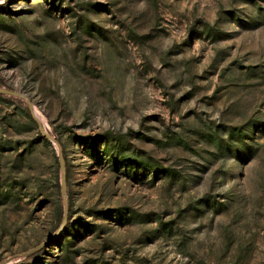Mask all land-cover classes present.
<instances>
[{
  "label": "rangeland",
  "instance_id": "rangeland-1",
  "mask_svg": "<svg viewBox=\"0 0 264 264\" xmlns=\"http://www.w3.org/2000/svg\"><path fill=\"white\" fill-rule=\"evenodd\" d=\"M0 84V264H264V0H0Z\"/></svg>",
  "mask_w": 264,
  "mask_h": 264
},
{
  "label": "water",
  "instance_id": "water-1",
  "mask_svg": "<svg viewBox=\"0 0 264 264\" xmlns=\"http://www.w3.org/2000/svg\"><path fill=\"white\" fill-rule=\"evenodd\" d=\"M0 95H5V96H10V97L20 98V99L26 100L27 103H28L29 109L33 112V104L25 96H23L22 94L17 93L15 91H11V90L5 89V88H0ZM38 124L40 126L41 136L43 138L47 139L50 142L58 144V142L50 134H48L44 130L43 125L41 124V122L39 120H38ZM59 149H60L59 164H60V168H61V172H62L61 190H62V194H63V197H64V217H63L62 223L60 225V230H59V231H61L64 228L65 224L67 223L68 215H69V209H68V199H67V194H66V168H65V161H64V155L62 153V150H61L60 146H59ZM40 248L41 247H38V248L32 250L27 255H31V254L35 253Z\"/></svg>",
  "mask_w": 264,
  "mask_h": 264
},
{
  "label": "trees",
  "instance_id": "trees-1",
  "mask_svg": "<svg viewBox=\"0 0 264 264\" xmlns=\"http://www.w3.org/2000/svg\"><path fill=\"white\" fill-rule=\"evenodd\" d=\"M0 87H2L1 84H0ZM71 215H72V211L70 212V216H71ZM63 217H64V215H63V210H62V208H61V209H60V212H59V215H58V223H59V226H60L61 223H62ZM38 258H39V256H34V257L29 258V259L27 260V263H26V264H34V261L37 260Z\"/></svg>",
  "mask_w": 264,
  "mask_h": 264
}]
</instances>
